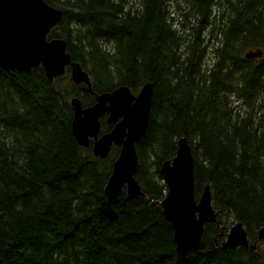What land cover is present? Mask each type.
Returning <instances> with one entry per match:
<instances>
[{
  "label": "trees",
  "instance_id": "1",
  "mask_svg": "<svg viewBox=\"0 0 264 264\" xmlns=\"http://www.w3.org/2000/svg\"><path fill=\"white\" fill-rule=\"evenodd\" d=\"M61 10L62 39L90 88L70 69L53 80L0 62V264H264V0H44ZM260 51L258 57L247 52ZM150 82L147 127L135 145L141 194L103 187L117 156L100 158L71 131L82 106ZM111 125L100 118V133ZM190 145L195 195L209 186L216 223L175 250L159 201V166ZM156 203L155 205H150ZM241 222L254 250H223ZM222 232V234H221Z\"/></svg>",
  "mask_w": 264,
  "mask_h": 264
},
{
  "label": "water",
  "instance_id": "2",
  "mask_svg": "<svg viewBox=\"0 0 264 264\" xmlns=\"http://www.w3.org/2000/svg\"><path fill=\"white\" fill-rule=\"evenodd\" d=\"M60 18L61 10L44 0H0V62L20 71L41 65L50 81L69 67L71 80L90 88L87 72L79 63L71 61L66 42L59 38L47 39ZM260 55V51L246 53L248 58ZM151 91V83L145 82L136 94L124 85L101 92L94 103L86 107L78 97L70 99L73 108L71 131L79 145L88 146L92 140V152L100 158L107 157L112 146L119 147L103 187L109 199L122 190L131 198L142 193L135 179V145L148 124ZM104 115L112 126L109 131L100 133L99 119ZM159 171L166 186L159 205L171 225L175 250L182 254L199 244L206 224L219 225V220L211 204L209 186H204L198 197L195 195L193 158L185 137L177 140L174 156L163 161ZM257 238L264 243V226L258 229ZM238 246L249 250L256 247V243L248 242L246 228L239 221L229 227L220 243L223 250Z\"/></svg>",
  "mask_w": 264,
  "mask_h": 264
},
{
  "label": "flooded vegetation",
  "instance_id": "3",
  "mask_svg": "<svg viewBox=\"0 0 264 264\" xmlns=\"http://www.w3.org/2000/svg\"><path fill=\"white\" fill-rule=\"evenodd\" d=\"M112 126V124H110Z\"/></svg>",
  "mask_w": 264,
  "mask_h": 264
},
{
  "label": "rangeland",
  "instance_id": "4",
  "mask_svg": "<svg viewBox=\"0 0 264 264\" xmlns=\"http://www.w3.org/2000/svg\"><path fill=\"white\" fill-rule=\"evenodd\" d=\"M77 84H79V83H77Z\"/></svg>",
  "mask_w": 264,
  "mask_h": 264
}]
</instances>
